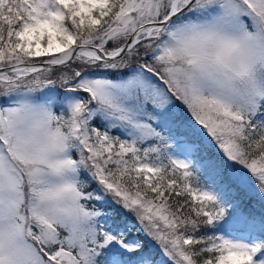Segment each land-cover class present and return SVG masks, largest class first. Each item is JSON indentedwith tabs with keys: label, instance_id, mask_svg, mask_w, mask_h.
<instances>
[{
	"label": "snow or ice",
	"instance_id": "6c2138e0",
	"mask_svg": "<svg viewBox=\"0 0 264 264\" xmlns=\"http://www.w3.org/2000/svg\"><path fill=\"white\" fill-rule=\"evenodd\" d=\"M0 264H264V0H0Z\"/></svg>",
	"mask_w": 264,
	"mask_h": 264
}]
</instances>
